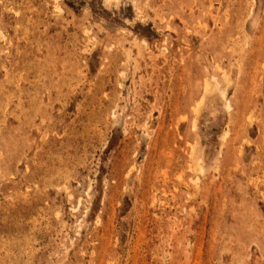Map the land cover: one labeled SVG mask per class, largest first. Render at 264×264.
I'll list each match as a JSON object with an SVG mask.
<instances>
[{"label":"rangeland","instance_id":"1","mask_svg":"<svg viewBox=\"0 0 264 264\" xmlns=\"http://www.w3.org/2000/svg\"><path fill=\"white\" fill-rule=\"evenodd\" d=\"M0 264H264V0H0Z\"/></svg>","mask_w":264,"mask_h":264},{"label":"bare ground","instance_id":"2","mask_svg":"<svg viewBox=\"0 0 264 264\" xmlns=\"http://www.w3.org/2000/svg\"><path fill=\"white\" fill-rule=\"evenodd\" d=\"M207 86V85H206ZM209 87V86H208ZM208 89V88H207Z\"/></svg>","mask_w":264,"mask_h":264}]
</instances>
